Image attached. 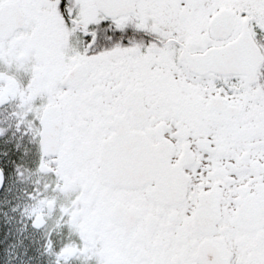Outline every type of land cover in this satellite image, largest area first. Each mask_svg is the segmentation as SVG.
<instances>
[{
    "label": "snow or ice",
    "instance_id": "obj_1",
    "mask_svg": "<svg viewBox=\"0 0 264 264\" xmlns=\"http://www.w3.org/2000/svg\"><path fill=\"white\" fill-rule=\"evenodd\" d=\"M0 264H264V0H0Z\"/></svg>",
    "mask_w": 264,
    "mask_h": 264
}]
</instances>
